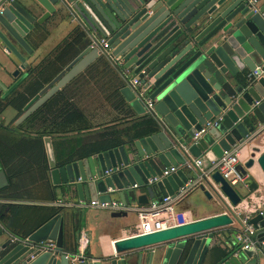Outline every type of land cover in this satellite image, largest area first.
I'll list each match as a JSON object with an SVG mask.
<instances>
[{
  "label": "water",
  "instance_id": "95a60500",
  "mask_svg": "<svg viewBox=\"0 0 264 264\" xmlns=\"http://www.w3.org/2000/svg\"><path fill=\"white\" fill-rule=\"evenodd\" d=\"M33 1L46 15L55 7L64 9L90 43L22 107L14 125L97 56L98 40L106 42L110 62L124 82L120 95L136 115L146 112L157 124L154 134L131 146L62 167L54 164L50 139L42 138L50 182L63 186L64 194L99 202H109L113 195L126 206H145L171 196L189 177L177 170L160 178L164 168L199 159L207 169L224 152L263 134L264 0ZM35 21L18 1L0 0V50L13 56L19 69L24 63L19 50L31 53L25 37ZM17 74L15 70L11 75ZM129 77L137 86H131ZM14 86L6 89L0 82V99ZM145 99L153 104L149 111L144 108ZM217 117L221 120L215 126L192 140L194 132ZM253 164L264 178V149L252 147L248 159L235 169L244 176ZM150 178H156L155 182L148 184ZM196 189L206 200L222 205L225 213L119 239L113 243L114 254L96 260L70 261L76 254L62 249L60 215L26 238L13 237L0 226V264H142L144 260L150 264L157 253L161 254L159 264H203L215 252L210 244L218 229L235 219L231 208L240 203L241 195L217 172L202 177ZM141 190L144 193H136ZM124 216L122 212L111 215ZM247 225L254 229L250 240L257 244L242 254L264 264V204L247 218ZM50 243L52 249L47 247Z\"/></svg>",
  "mask_w": 264,
  "mask_h": 264
},
{
  "label": "trees",
  "instance_id": "16d2710c",
  "mask_svg": "<svg viewBox=\"0 0 264 264\" xmlns=\"http://www.w3.org/2000/svg\"><path fill=\"white\" fill-rule=\"evenodd\" d=\"M46 36L42 28L34 25L25 42L31 38L39 44ZM89 43L87 34L74 27L49 55L28 71L20 84L21 91L13 89L0 99V114L10 108L19 116L22 107ZM124 86L113 64L98 53L17 126L0 124V171L6 179V185L0 189V226L8 234L26 238L62 210L54 206L14 204L33 199L31 191L23 190L22 184L30 180V174L40 175L41 192L48 201L51 199L45 182L47 166L42 138L51 139L54 164L62 167L120 146H131L157 131L150 114L133 113L119 93ZM101 108L111 115L105 123L96 121V112Z\"/></svg>",
  "mask_w": 264,
  "mask_h": 264
},
{
  "label": "crops",
  "instance_id": "0c3cea01",
  "mask_svg": "<svg viewBox=\"0 0 264 264\" xmlns=\"http://www.w3.org/2000/svg\"><path fill=\"white\" fill-rule=\"evenodd\" d=\"M16 1L33 14L38 22L35 21L33 26L37 25L42 28L47 33V36L39 44L34 42L35 39H28L27 43L31 49L30 54L19 50L24 60L22 69H19V62L13 56L0 50V82L6 89H10L17 83L11 91L13 89H15L14 91H21L20 84L28 71L35 67L41 59L49 55L74 27L78 26L81 28L74 18L69 16L60 7V9H56L58 7H55L56 11L46 15L33 0ZM15 70H18V74L16 77H12L11 74ZM131 80H133V77H129V82ZM9 109L6 108L0 114V124L7 127L17 126L14 125V122L18 118V115L14 110ZM144 114L148 113L145 112ZM110 116V112L105 108H101L96 112L95 117H97L96 121H99V123H105L106 119H109ZM91 136L93 135H86V137ZM252 147H257L260 151L264 149V132L260 136H256L250 140L243 147H234L230 150V152H236L238 165H242L248 159ZM200 158H203V156ZM45 164L47 166L46 157ZM28 171L31 173L32 169ZM30 176V180H24L22 184L25 186L23 190L31 191L33 199H24L25 202L18 201L14 204L23 203L61 207L62 210L59 215L63 220L62 249L64 252L71 253L75 250L77 257H87L91 260H96L114 254L113 243L115 241L133 236L138 232L139 223L133 212H126L124 217L112 218V212L109 211L78 207L79 202L88 203L89 200L78 201L76 196L64 194L63 186H53L49 179L48 166L47 171H45V182L49 186L51 193L49 201L45 198L39 187L41 182L39 179L40 175L30 174ZM32 176H35V178H32ZM242 178V183L236 185L238 186L236 190L241 195L240 203L235 208H231L235 219H231L229 225L218 229L217 236H215L210 244V246H214L215 252L207 257L203 264H258L255 258L245 257L242 254V250L236 252L233 236L234 231L240 227L239 222L244 218L251 217L264 204V178L255 164L245 171V175ZM252 183L255 184V187L250 186ZM5 185V175L3 171H0V189ZM136 193H144V190ZM110 200L118 201L113 195L110 196ZM130 206L136 205L131 204ZM174 210L181 214L184 223L225 213L222 205L218 203L213 204L206 200L196 188L188 191L183 199L174 205ZM160 260L161 254L157 253L152 258L150 264H159ZM142 264H146V260Z\"/></svg>",
  "mask_w": 264,
  "mask_h": 264
},
{
  "label": "built area",
  "instance_id": "2783aa9c",
  "mask_svg": "<svg viewBox=\"0 0 264 264\" xmlns=\"http://www.w3.org/2000/svg\"><path fill=\"white\" fill-rule=\"evenodd\" d=\"M98 53L103 54L109 61L111 59L110 51L104 40H98L96 45ZM255 72H251L247 75L250 79ZM132 87L137 86L136 80H131ZM153 104L151 101L146 100L144 102V108L146 111L151 110ZM221 120L220 117L214 118L206 122L198 131L193 133L192 140H196L202 136L206 130L212 126H215ZM182 149H184L182 147ZM237 154L235 151L224 152L219 159L210 163L207 169L202 168V162L199 159H191L186 161L182 165L175 167L164 168L161 171L160 178L167 177L170 174L175 173L177 170L185 172L189 177L184 184H182L171 196H166L160 200H152L145 206H126L119 201L99 202L97 200L89 201L88 203L79 202L78 207H89L97 210L109 211L112 213H126L133 212L139 223V230L135 235H147L154 232L162 231L165 229L173 228L182 225V216L180 213L174 210V205L177 204L183 197L190 191L197 187L201 182L202 177H207L213 172H217L231 187H235L242 183V177L236 171ZM107 174V172H104ZM156 178H150L147 180L148 184L154 183ZM60 204V203H59ZM65 206V205H63ZM240 227L234 231V243L236 246V252L239 250H247L250 247L257 244V241H251L250 236L253 234L254 229L247 225V218L242 219ZM25 241V240H24ZM48 248L52 249L53 244L50 243ZM77 256L70 261H75Z\"/></svg>",
  "mask_w": 264,
  "mask_h": 264
},
{
  "label": "rangeland",
  "instance_id": "374dc122",
  "mask_svg": "<svg viewBox=\"0 0 264 264\" xmlns=\"http://www.w3.org/2000/svg\"><path fill=\"white\" fill-rule=\"evenodd\" d=\"M10 110V109H9ZM238 186H235V189L237 188Z\"/></svg>",
  "mask_w": 264,
  "mask_h": 264
}]
</instances>
